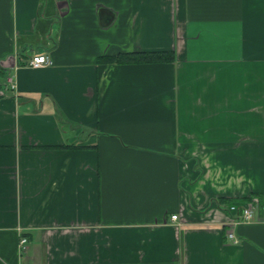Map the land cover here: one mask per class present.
Instances as JSON below:
<instances>
[{
  "label": "crops",
  "instance_id": "crops-1",
  "mask_svg": "<svg viewBox=\"0 0 264 264\" xmlns=\"http://www.w3.org/2000/svg\"><path fill=\"white\" fill-rule=\"evenodd\" d=\"M1 71L0 264H264V0H0Z\"/></svg>",
  "mask_w": 264,
  "mask_h": 264
},
{
  "label": "built area",
  "instance_id": "built-area-1",
  "mask_svg": "<svg viewBox=\"0 0 264 264\" xmlns=\"http://www.w3.org/2000/svg\"><path fill=\"white\" fill-rule=\"evenodd\" d=\"M52 64V60L48 55H35L29 62V66L32 68H40L44 66H49ZM259 206V202L254 203H245L243 205L240 204H230L227 205L226 208L232 214V218L228 222V229L225 231V237L227 240L238 244L240 241L236 237L234 231L237 225L243 223H253L256 221L255 211L256 207ZM264 211V205L261 207ZM178 216H172L173 220H176ZM27 242L26 238H22L21 244L25 245Z\"/></svg>",
  "mask_w": 264,
  "mask_h": 264
},
{
  "label": "trees",
  "instance_id": "trees-1",
  "mask_svg": "<svg viewBox=\"0 0 264 264\" xmlns=\"http://www.w3.org/2000/svg\"><path fill=\"white\" fill-rule=\"evenodd\" d=\"M124 58L125 57L122 56V58L120 59V56H118V57H115V58H112V59H105L104 62H106V63L120 62L121 63V61H124ZM152 59H156V60H165L166 59V60L173 61L174 60V56L172 54H168V56L166 58H164L163 53H156V55H154V58H152ZM134 61H135V59H134ZM3 74H4V72L1 71L0 72V75H3ZM251 198L252 197H250L248 199H243L241 201H239V200H233V199H222L219 202L222 203V204H224V205H230V204H233V203L243 205V204H245L246 201H250ZM225 210L228 213H230V211L226 207H225Z\"/></svg>",
  "mask_w": 264,
  "mask_h": 264
}]
</instances>
